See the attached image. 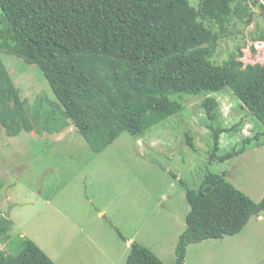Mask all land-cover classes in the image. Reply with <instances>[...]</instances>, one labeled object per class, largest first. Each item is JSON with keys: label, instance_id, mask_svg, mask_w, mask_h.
<instances>
[{"label": "trees", "instance_id": "1", "mask_svg": "<svg viewBox=\"0 0 264 264\" xmlns=\"http://www.w3.org/2000/svg\"><path fill=\"white\" fill-rule=\"evenodd\" d=\"M233 0H0V52L38 68L54 101L28 109L0 59V126L8 137L21 132L60 133L72 125L93 154L102 153L122 131L138 136L178 114L181 97L199 96L212 138L208 164L222 163L249 147L264 145V61L243 65L238 48L213 62L218 43L232 35ZM264 20V0H254ZM252 16L245 21L247 27ZM264 43V28L252 39ZM251 51L254 50L251 48ZM228 88L263 131L241 148L218 155L221 113L209 94ZM32 119L37 120L33 127ZM188 140H190L188 138ZM189 211L173 264L186 249L232 237L264 211L217 174L206 172L198 191L185 185ZM12 222L0 214V241L14 247ZM121 239H123L121 237ZM15 253L0 250V264H54L30 241ZM126 264H163L131 242Z\"/></svg>", "mask_w": 264, "mask_h": 264}, {"label": "rangeland", "instance_id": "2", "mask_svg": "<svg viewBox=\"0 0 264 264\" xmlns=\"http://www.w3.org/2000/svg\"><path fill=\"white\" fill-rule=\"evenodd\" d=\"M232 9V35L219 41L213 62L221 64L241 48L243 65L262 64L264 43L252 40L264 28L262 13L254 0H233ZM249 16L253 20L245 27ZM0 59L28 109H46L54 101L38 68L2 52ZM208 96L218 101L224 130L218 155L263 131L228 88ZM202 99L181 97L178 114L138 136L122 131L100 154L91 152L72 125L51 135L32 131L11 138L0 126V214L12 222L14 244L9 249L0 241V250L15 253L30 241L54 264H126L129 244L135 242L163 264H173L189 211L184 185L198 191L209 171L259 202L264 145L208 164L212 138ZM260 214L235 236L189 245L184 264H264V211Z\"/></svg>", "mask_w": 264, "mask_h": 264}, {"label": "crops", "instance_id": "3", "mask_svg": "<svg viewBox=\"0 0 264 264\" xmlns=\"http://www.w3.org/2000/svg\"><path fill=\"white\" fill-rule=\"evenodd\" d=\"M262 218V216H261V214L258 216V217H256V219H261ZM180 234H178V236H179ZM219 240H221V239H219ZM208 241V240H207ZM203 242H206V241H203ZM203 242H200V243H203ZM200 243H198V244H200ZM189 248V246L187 247V249ZM187 249H186V252H187ZM186 257V256H185Z\"/></svg>", "mask_w": 264, "mask_h": 264}]
</instances>
